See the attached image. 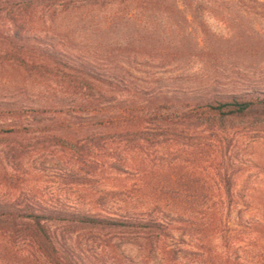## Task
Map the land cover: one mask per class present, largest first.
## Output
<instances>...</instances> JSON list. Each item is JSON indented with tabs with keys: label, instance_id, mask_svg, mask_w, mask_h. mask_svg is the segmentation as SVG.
Returning a JSON list of instances; mask_svg holds the SVG:
<instances>
[{
	"label": "rangeland",
	"instance_id": "obj_1",
	"mask_svg": "<svg viewBox=\"0 0 264 264\" xmlns=\"http://www.w3.org/2000/svg\"><path fill=\"white\" fill-rule=\"evenodd\" d=\"M180 6L189 24L180 25L167 17L163 24L178 33L174 34L178 41L187 37L207 50L203 58L162 62L137 56L133 48L122 55L118 48L131 38L133 28L124 27L107 41L114 50L111 60L120 58L138 72L136 82L143 89L145 106L151 98L158 102L194 94L201 82L220 89L264 91V0H190L181 1ZM86 13L96 18L88 24L91 30L84 27L77 32V42H87L89 33L111 14L99 9ZM78 21V17L67 19L64 30L75 29ZM202 26L212 35L210 38L203 34ZM98 33L89 37L95 39V46L103 45ZM101 55L106 57L105 52ZM196 73L199 76L189 78ZM102 91L108 100L121 98L115 99L108 89ZM90 92L87 84L59 82L51 75L47 80L29 79L0 65V98L17 101L19 107L21 104L18 114L0 118V125L7 130L22 124L28 130L0 136L1 201L26 197L43 206L120 217L128 210L123 202L130 203L132 214L149 213L141 199L155 193L154 188H158L157 193L186 196L204 191L218 203L231 196L238 208L233 207L231 212L227 202L219 224L195 239L177 233L169 239L172 246L184 248L186 253L167 264H264V121L227 122L228 141L220 144L215 134L195 126L189 129L178 125L171 130L144 125L140 133L126 135L112 125L85 129L83 121L78 120L77 127L62 130L61 123L71 126L73 117L57 115L61 106L40 109L56 96L54 100L65 99L62 108L67 114L84 118ZM38 109L46 112L38 113ZM4 227L0 261L23 264L26 252H32L24 239L26 228L19 226L18 236L12 238L8 230L16 227ZM51 232L72 246L73 264H162L140 250L147 240L135 229H68L54 223Z\"/></svg>",
	"mask_w": 264,
	"mask_h": 264
},
{
	"label": "trees",
	"instance_id": "obj_2",
	"mask_svg": "<svg viewBox=\"0 0 264 264\" xmlns=\"http://www.w3.org/2000/svg\"><path fill=\"white\" fill-rule=\"evenodd\" d=\"M181 1L189 3L190 0H0V65L22 72L29 79L41 77L47 80L51 75L59 82L71 83L73 80L75 84H87L92 89L85 104L87 116L84 118L67 114L62 108L65 99L54 100L56 96H53L52 102L40 108L47 110L51 106H61L62 110L58 109L57 115L73 117L71 126L61 123L59 127L62 130L72 125L77 127L78 120L83 121L85 129H105L112 125L114 129L120 127L126 135L140 133L144 125L171 130L177 129L173 127L178 125L189 129L195 126L196 129L201 127L205 133L215 134L220 144H226L227 122L244 119L264 121L263 90L220 89L201 82L194 94L166 97L158 102L151 98L148 100L150 104L145 106L146 100L141 98L143 89L138 88L136 82L138 72L127 67L120 58L115 61L110 58L114 56V50L110 49L107 41L124 27L133 28L134 32L118 48L122 55L133 48L137 56L162 62L205 57L207 50L198 43H192L186 35H183L186 40L178 41L174 35L178 33L163 24L165 17L180 25L189 24L180 6ZM88 9L111 12L110 18L95 26L92 30L94 33L88 35L91 37L100 32L99 39L103 41L101 46H95V39L89 37H86L87 42H77V32L84 27L91 30L88 24H93L96 18L86 13ZM74 17L79 18L76 28L64 30V22ZM202 32L207 39L212 36L203 26ZM103 52L106 54L104 58L101 55ZM197 76L196 73L189 78ZM103 89L112 91L115 99L120 96V100H108ZM20 108L19 102L0 98V118L15 117ZM37 111L40 113L42 110ZM11 126L13 128L6 130L0 125V136L28 131L22 124ZM231 183L232 180L230 190ZM154 189L155 193L151 192L141 199L142 207L150 211L146 214L141 212L142 216L138 212L132 214L128 202H123L128 210H125L124 216L119 217L43 206L41 202L26 197H20L14 202L0 200V233H4V225H12L16 229L11 230L10 227L8 231L15 238L19 234V226L24 225L28 233L24 239L28 241L32 252H26L24 261H21L23 264H73L72 246L67 244L65 238L52 234V224H62L68 229H135L141 231L147 240L140 250L148 258H156L162 264H167L179 260L186 253L184 248L170 244L169 239H174L176 233L195 239L205 229L219 224L220 212L225 210L227 202L231 212L233 207L238 208L237 200L231 196L227 201L219 200L218 203L213 197L206 196L204 191L195 196H186L157 193L158 188ZM0 264L5 262L0 261Z\"/></svg>",
	"mask_w": 264,
	"mask_h": 264
}]
</instances>
